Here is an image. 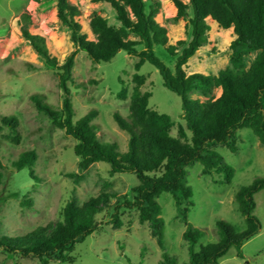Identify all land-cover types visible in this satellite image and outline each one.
Instances as JSON below:
<instances>
[{
  "label": "rangeland",
  "instance_id": "1",
  "mask_svg": "<svg viewBox=\"0 0 264 264\" xmlns=\"http://www.w3.org/2000/svg\"><path fill=\"white\" fill-rule=\"evenodd\" d=\"M69 1L79 8L78 20L90 39H94L90 20L95 15L106 18L112 26L120 25L114 9L105 2ZM153 3H159L155 18L167 29L170 36L168 44L176 45L180 40L188 42L191 38L188 25L191 11L187 18L175 20L176 9L171 0H147L148 5ZM23 14L31 16L27 28L43 36L50 52L60 61L78 50L73 81L69 83L76 113L74 119L95 110L97 117L93 122L101 141L115 142L120 152L128 149L129 136L118 127L113 114L129 115L130 96L136 87L132 78L134 73L145 77L140 89L151 92L148 107L171 117L174 123L171 135L177 136L178 126L184 125L180 96L164 86L161 74L152 64L146 62L136 71L134 65L138 59L123 50L109 61L93 63L73 44L67 27L57 20L55 0H0V115H13L19 119L21 137L20 143L14 144L8 138L9 130L6 127L0 129L1 232L9 236L25 235L38 227L61 221L62 210L72 198L82 205L102 193H109L115 196L97 214V231L80 240L69 254L73 262L51 259L49 264H160L164 253L174 256L177 264L187 262L188 244L183 237L185 224L178 215L173 196L163 193L158 198L164 222L163 248L151 236L148 223L140 222L136 210L121 208L119 217L122 225L116 228L111 220L115 206L122 195L131 196L132 187L138 183L135 174L125 172L111 176L107 162H97L79 171V159L74 153L77 141L36 110L30 100L31 95H44L46 103L60 110L63 91L58 86L56 69L46 65L17 29L15 22ZM208 23L211 28L207 33V43L189 59L185 67L187 73L214 74L230 66L229 45L234 40L231 30L224 31L210 20ZM155 53L167 66H174L176 58L168 54L165 47L156 46ZM254 57L255 54L245 57L247 67ZM120 79L127 89L126 100H120L116 95L122 86ZM219 94L220 91L214 89L209 97L196 92L191 93V97L206 101ZM236 134L238 150L235 153L221 144L214 147L235 169L231 183H218L223 176L221 173L203 175L200 162L188 168L187 183L193 189V207L188 219L204 231L196 250L219 240L217 220L229 222L239 232L246 228L235 195L242 186L251 184L256 178H264V145L250 128L238 129ZM30 150L36 152L34 165L31 170H18L15 161ZM68 173H76L81 178L70 177ZM254 199V214L260 220L261 229L243 244L244 259L238 258L237 250L231 247L219 264H264V189L255 194ZM0 264L41 263L36 258H22L0 250Z\"/></svg>",
  "mask_w": 264,
  "mask_h": 264
},
{
  "label": "trees",
  "instance_id": "2",
  "mask_svg": "<svg viewBox=\"0 0 264 264\" xmlns=\"http://www.w3.org/2000/svg\"><path fill=\"white\" fill-rule=\"evenodd\" d=\"M40 1V0H35ZM56 1V18L69 30L73 44L84 51L93 63L111 60L120 50L138 59L136 71L146 62L156 67L162 76L164 86L181 98L184 125H179L177 136L171 135L174 125L168 114L148 107L150 91H141L144 75L134 73L136 83L129 102V115L113 114L118 127L129 136L128 149L120 152L115 142L101 141L94 120L95 110L75 120V108L71 101L69 83L73 81V68L78 50L71 52L62 61L50 52L46 39L32 33L27 24L31 16L23 14L15 25L22 37L43 58L48 67L57 71L58 86L63 91L62 107L52 108L44 101V95L33 94L30 100L36 110L46 115L57 128L73 137L77 142L74 153L78 157V169L84 171L97 162L110 165L109 174L132 172L138 183L132 187L131 196L122 195L115 206L112 224L119 228L121 208L136 210L140 222L148 223L150 234L158 245L164 247V222L158 198L170 193L185 224L183 234L188 244L189 259L183 264H219L231 247L237 250V257L244 259L243 244L259 232L261 223L254 214L255 194L264 189V178H256L251 184L242 186L235 195L238 208L244 217L246 228L237 231L225 220L216 221L219 235L217 242L195 246L204 236V231L189 222L188 214L193 207V189L187 183L188 168L196 162L202 164V174L221 173L220 184L232 182L235 169L214 149L224 145L232 153L238 150L237 130L250 128L264 145V0H171L176 9L175 20L187 18L191 38L188 42L169 43L168 31L156 21L159 3L147 4V0H92L105 2L115 11L119 26L115 27L100 15L90 20L94 39H90L78 16L79 8L69 0ZM224 30H231L234 40L229 45L230 66L214 74L187 73V62L207 43L210 31L208 21ZM211 23V24H212ZM134 36L136 38H132ZM140 46V48H139ZM162 46L175 57L173 67L167 66L155 53V47ZM183 46L179 51V47ZM255 54L247 67L245 57ZM117 98H128L124 81ZM214 89L219 96L206 101L191 97L199 93L209 97ZM19 119L16 116L0 115V129L9 130L8 138L19 144ZM36 152L23 153L15 167L20 170L34 165ZM30 176H33L30 172ZM81 178L76 173H68ZM115 195L102 193L96 198L79 205L74 198L62 210L63 219L46 227L18 236L1 232L0 250L7 254H18L22 258L38 259L49 264L51 259L73 262L72 253L77 243L97 231V214L110 204ZM160 264H177L174 256L164 253Z\"/></svg>",
  "mask_w": 264,
  "mask_h": 264
}]
</instances>
